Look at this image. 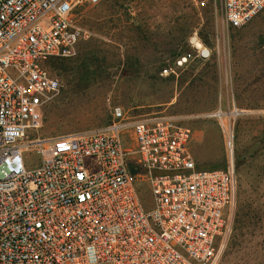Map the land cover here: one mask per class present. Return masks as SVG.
Returning <instances> with one entry per match:
<instances>
[{
  "label": "built area",
  "instance_id": "2783aa9c",
  "mask_svg": "<svg viewBox=\"0 0 264 264\" xmlns=\"http://www.w3.org/2000/svg\"><path fill=\"white\" fill-rule=\"evenodd\" d=\"M101 1L0 0V264H218L238 190L227 127L219 169L196 166L192 132L174 118L128 121L120 107L104 130L31 138L62 87L46 63L72 56L91 37L75 24V11ZM217 1L233 29L264 11V0H192L197 9ZM191 59L185 53L175 64ZM127 132L132 150L123 144ZM29 147L38 157L30 168Z\"/></svg>",
  "mask_w": 264,
  "mask_h": 264
},
{
  "label": "rangeland",
  "instance_id": "374dc122",
  "mask_svg": "<svg viewBox=\"0 0 264 264\" xmlns=\"http://www.w3.org/2000/svg\"><path fill=\"white\" fill-rule=\"evenodd\" d=\"M74 22L92 35L72 56L46 63L62 87L31 138L104 130L120 107L128 121L174 118L192 132L196 166L218 169L225 164L227 127L238 190L233 230L218 264H264V11L233 29L223 22L218 1L197 9L192 0H102L80 6ZM185 53L193 59L177 67ZM123 144L133 149L130 132ZM32 149L23 150L29 168L38 161ZM139 197L148 207L145 185Z\"/></svg>",
  "mask_w": 264,
  "mask_h": 264
},
{
  "label": "bare ground",
  "instance_id": "6f19581e",
  "mask_svg": "<svg viewBox=\"0 0 264 264\" xmlns=\"http://www.w3.org/2000/svg\"><path fill=\"white\" fill-rule=\"evenodd\" d=\"M192 44H193V46H194L196 49H199L202 53H205V55H206L207 50H206L201 44H199V43L196 42L195 40H192ZM222 115H223V114H222L221 112L216 113V116H217L218 118H221Z\"/></svg>",
  "mask_w": 264,
  "mask_h": 264
},
{
  "label": "water",
  "instance_id": "95a60500",
  "mask_svg": "<svg viewBox=\"0 0 264 264\" xmlns=\"http://www.w3.org/2000/svg\"><path fill=\"white\" fill-rule=\"evenodd\" d=\"M127 165H128L129 171H130V173H131L132 175H135V174L138 173V169L135 168L131 162H128Z\"/></svg>",
  "mask_w": 264,
  "mask_h": 264
},
{
  "label": "trees",
  "instance_id": "16d2710c",
  "mask_svg": "<svg viewBox=\"0 0 264 264\" xmlns=\"http://www.w3.org/2000/svg\"><path fill=\"white\" fill-rule=\"evenodd\" d=\"M235 168H236V166H235ZM200 169H204L203 167H200ZM214 169H217V168H214ZM219 169V168H218Z\"/></svg>",
  "mask_w": 264,
  "mask_h": 264
}]
</instances>
